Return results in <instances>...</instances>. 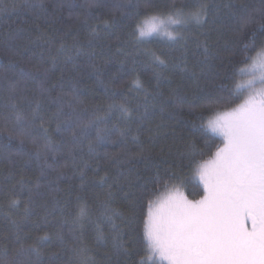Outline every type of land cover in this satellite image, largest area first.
<instances>
[{
  "label": "trees",
  "instance_id": "obj_1",
  "mask_svg": "<svg viewBox=\"0 0 264 264\" xmlns=\"http://www.w3.org/2000/svg\"><path fill=\"white\" fill-rule=\"evenodd\" d=\"M108 2L111 4L113 0ZM201 2L202 0H153L161 8L175 3L177 6L185 5L191 11H195V6ZM229 2L236 5L240 13H244L261 8L264 0H209L210 5L221 6L219 15L223 23L215 26L219 31L213 30L209 38L216 57L211 61L215 68H204L197 87L186 73L171 66L172 61H178L184 54L182 43L173 44L164 38H158L147 46L157 55L163 54L162 58L169 61L167 69L155 67L151 56L143 49L137 50L125 45L123 51H118L117 38H126L128 29L124 27V23L127 21L104 36L94 57L79 58L76 67L71 63L65 65L61 57L58 66L53 69L47 51L49 44L45 40L51 36L57 41L51 45L53 53L59 46L61 37L71 43L70 33L79 32L81 41L85 40L87 27L82 24L85 0H47L46 13L23 8L24 0H0V264H79L81 259H90L92 264H125L122 256L114 254L110 243H97V225L103 230L105 237L110 235L111 230V224L103 218L101 207L106 198L107 186L100 185L99 179L105 172L108 174L109 184H112L113 178L120 171L132 179L136 174L141 177L131 190L124 179L120 182L119 191L116 185L112 187L116 194L112 207L122 210L126 217L132 215L129 207L133 201L137 207V223L122 225L126 240L132 238L134 241L130 249L133 258L142 249L138 213L144 205L141 188H151V184L145 183L146 180L157 170L163 173L171 165V170L181 178L183 190L190 198L192 193L202 190L199 180L193 176L190 158L184 153L194 143L196 151L204 154L203 157L197 155L196 159H207L220 140L216 137L208 139L211 134L202 135L199 121L194 129L193 120L201 112L199 105L217 95L220 80L216 73L223 75L224 71L230 69V62L238 59L233 52L242 47V41L247 42L251 38V30L245 36L232 30L234 26L226 15L227 9L223 8ZM59 4L64 6L54 7ZM241 5L244 7L241 8ZM93 11L97 15L106 13L105 9ZM212 11L215 13L214 8ZM37 24L41 32L37 31ZM186 27L184 35L190 38L186 56L191 66L198 58H202L198 56L197 41L193 38L203 40L201 33H207L210 26L193 23ZM253 27L258 29V25ZM257 35L259 36V32ZM158 72L161 76L159 90L164 97L174 88L180 87L182 93L197 107L189 109L185 104L182 107L167 108L163 114V127L159 130L155 128L157 123H161L159 108L151 109L154 113L153 120L145 125V130L140 134V141L145 146L146 154L150 153L151 159L124 163L128 158V151L137 152L132 136L137 128L138 114L134 112L129 123L118 111L109 112V105L119 104L124 100L133 109L138 104L143 105V92L135 88L132 81L138 76L143 86L152 91L156 87ZM22 73H32L38 78L36 82L29 83L26 93L21 89L22 94L34 99L39 96L41 85L49 89L51 98L56 99L62 108V127L63 121H68L77 136V141L73 144L71 132L50 133L53 146L60 151L55 155H48L47 164L50 167L45 168L46 178L41 177L43 161L29 160L18 155L21 148L18 140L14 137L9 139L15 116L2 104L8 96V84L20 80ZM148 102L151 104V97ZM27 109L28 105L21 103L18 110L26 113ZM56 110V104L50 110L45 104L43 115L51 117ZM89 121H95V127L85 128L84 125ZM55 127L56 124L53 123L52 128ZM148 127L156 133L154 143L151 144L147 139ZM98 132L103 139H97ZM121 132L123 137L119 134ZM90 144L94 154L89 151ZM70 149H73L71 154ZM24 151H33L32 145L26 143ZM85 162L89 167H84ZM61 174L63 178L57 180ZM38 179L42 184L40 189L36 188ZM77 197L80 199L77 200ZM12 198L18 199L20 203L10 206ZM26 207L28 211L25 210ZM80 207L86 209V215L77 220ZM116 223L120 224L121 221L116 220ZM72 236L81 237L83 243L79 246L85 249L82 255L78 256L73 252ZM42 237L46 238L40 239L36 244L39 252L37 255L30 251V246ZM21 249L28 251L22 252Z\"/></svg>",
  "mask_w": 264,
  "mask_h": 264
},
{
  "label": "snow or ice",
  "instance_id": "obj_2",
  "mask_svg": "<svg viewBox=\"0 0 264 264\" xmlns=\"http://www.w3.org/2000/svg\"><path fill=\"white\" fill-rule=\"evenodd\" d=\"M63 6L54 5L61 8ZM22 7L46 13L47 0H24ZM220 7L219 4L210 5L209 0H202L195 6V11L175 3L161 8L153 3V0H113L111 4L108 0H85L82 19V24L87 27L85 40L81 41L79 32L70 33L71 43L61 37L59 46L53 53L51 45L57 41L48 36L45 43L49 44V59L53 69L58 66L61 57L65 65L71 63L76 67L79 58L94 57L95 50L101 46L104 36L127 21L124 23V27L128 29L126 38H117L118 51H123L125 45L137 50L143 49L151 56L155 67L167 69L169 61L162 58L163 54L157 55L147 46L158 38H164L173 44L182 43L184 54L178 61H172L171 66L186 73L198 87L204 68H215L211 61L216 57L209 38L213 30L219 31L215 26L223 23L219 15ZM223 8L227 9L226 15L234 26L232 30L241 36L249 35L251 30V38L247 42L242 41V47L233 52L238 59L230 62V69L224 71L223 75L216 73L220 80L217 95L207 103L199 105L201 112L193 120L194 129L199 121L202 135L211 134L208 139L216 137L220 140L215 146V151L211 152L207 159H196L197 155L203 157L204 154L196 151L194 143L190 144L189 151L184 153L190 158L193 176L199 180L202 190L192 193L190 198L183 190L181 178L171 170V165L163 173L157 170L146 180L145 183L151 184V188H141L144 205L138 213L142 249L136 252L133 258L130 249L134 241L132 238L126 240L122 225L137 223V207L133 201L129 207L132 215L128 217L122 210L112 207L116 198L112 187L116 185L119 191L120 182L124 179L131 190L141 177L136 174L132 179L120 171L113 178L112 184L108 183L107 172L99 179L100 185L107 186L106 198L101 207L103 218L111 224V230L110 235L105 237L103 230L97 225V243H110L114 254L117 257L122 256L125 264L129 261L131 264H264V3L261 8L244 13H240L231 2L224 4ZM94 9H105L106 13L97 15ZM193 23L198 26L207 24L210 27L207 33H201L203 40L193 38L197 41L198 56L202 58H198L189 66L186 46L190 38L184 33L187 31L186 26ZM254 25H258V29L253 27ZM36 28L38 32L42 31L39 24ZM160 78L158 72L156 87L152 91L143 86L138 76L133 79L135 88L143 92V105L138 104L133 109L127 100L109 105V112L118 111L129 123L134 112L138 114L137 128L132 136L137 152L128 151V158L124 163L151 159L150 153L146 154L145 146L140 141L141 131L153 120L154 113L151 109L159 108L161 123L155 125L156 130H159L163 127V114L167 108L182 107L185 104L189 109L197 107L182 93L180 87L174 88L164 97L159 90ZM37 79L32 73H22L20 80L9 83L8 96L2 106L11 110L15 116L9 139L14 137L18 140L21 148L17 154L29 160H42L41 177L46 178L45 168L50 167L47 164L48 155H55L60 151L58 147L53 146L50 133L71 132L73 144L77 141V136L68 121H63L62 127V108L56 99L51 98L49 89L41 85L39 96L34 99L22 94L21 89L26 93L29 83L36 82ZM150 97L151 104L148 102ZM21 103L28 105L26 113L18 110ZM45 104L49 106V110L53 104L57 105V110L51 117L46 118L43 115ZM53 123L56 124L55 129L52 128ZM95 125V121H89L84 127ZM146 131L149 143H154L156 133L151 127ZM119 134L122 137L124 135L123 132ZM103 138L98 132L97 139ZM26 143L32 145L33 151H24ZM72 151L73 149H70V154ZM89 151L94 154L91 144ZM84 167H89L87 162ZM83 177L82 170V184ZM62 178L61 174L57 180ZM21 184L23 186V181ZM48 186L50 187V184ZM41 187L38 179L36 188ZM79 199L77 197V200ZM19 203L18 199L12 198L10 206ZM25 210L28 211V208ZM85 215L86 209L80 207L76 219L81 220ZM116 220L121 223L117 224ZM44 238L46 237L38 238L30 246V251L39 255L36 244ZM71 242L74 245L73 252L78 256L82 255L85 249L79 246L83 243L81 237L72 236ZM79 264L92 262L90 259H81Z\"/></svg>",
  "mask_w": 264,
  "mask_h": 264
},
{
  "label": "bare ground",
  "instance_id": "obj_3",
  "mask_svg": "<svg viewBox=\"0 0 264 264\" xmlns=\"http://www.w3.org/2000/svg\"><path fill=\"white\" fill-rule=\"evenodd\" d=\"M245 9V8H244ZM243 11V10H242Z\"/></svg>",
  "mask_w": 264,
  "mask_h": 264
}]
</instances>
